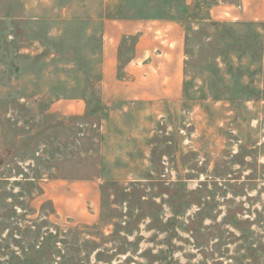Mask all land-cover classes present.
I'll use <instances>...</instances> for the list:
<instances>
[{
	"label": "rangeland",
	"instance_id": "374dc122",
	"mask_svg": "<svg viewBox=\"0 0 264 264\" xmlns=\"http://www.w3.org/2000/svg\"><path fill=\"white\" fill-rule=\"evenodd\" d=\"M195 7L0 0V264H264V23ZM137 15L188 17L182 100H99L100 20Z\"/></svg>",
	"mask_w": 264,
	"mask_h": 264
},
{
	"label": "crops",
	"instance_id": "0c3cea01",
	"mask_svg": "<svg viewBox=\"0 0 264 264\" xmlns=\"http://www.w3.org/2000/svg\"><path fill=\"white\" fill-rule=\"evenodd\" d=\"M202 20L264 23V0H185ZM191 19V18H189ZM98 97L103 104L177 102L185 91L188 17L105 16L100 20ZM72 104L63 113H80ZM2 142L0 138V153ZM97 206L95 187L82 189ZM73 196H71L72 198Z\"/></svg>",
	"mask_w": 264,
	"mask_h": 264
}]
</instances>
